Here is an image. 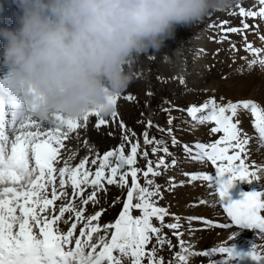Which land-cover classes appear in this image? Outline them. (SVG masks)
<instances>
[{
  "label": "snow or ice",
  "instance_id": "obj_1",
  "mask_svg": "<svg viewBox=\"0 0 264 264\" xmlns=\"http://www.w3.org/2000/svg\"><path fill=\"white\" fill-rule=\"evenodd\" d=\"M234 9V14L241 17V26L225 27L228 21H222L214 27L223 31V39L214 37V42L227 41L229 33L239 34L244 37L245 50L253 57L249 66L264 65V58L258 59L264 56V49L247 42L245 34L246 30L254 33L257 30V25L247 24L248 18L264 21V0H254V6L247 9L236 3L231 8ZM259 38L264 43V35ZM231 47L236 50L235 44ZM119 99L113 98L106 108L90 112L82 119L87 121L94 116L98 118L97 126L107 124L118 115ZM125 99L133 97L129 95ZM183 111L197 126L213 123L210 131L223 134L215 142L180 145L194 163L210 162L216 167L214 174L185 173L191 182L206 181L208 187L215 185L218 189L232 223L216 226L228 228L235 224L264 235V194L240 191L239 198L232 195L238 183L251 184L252 178H258L256 171H250L255 164H246L245 160L251 139L256 138L264 147V106L250 100L218 102L212 97ZM242 115L253 118V133L243 129ZM79 120L57 117L55 122L73 130L80 126ZM41 122L26 105L7 103L0 98V264H166L158 255L160 249L176 246L164 228L170 229L172 236L181 238V250L167 264H189L191 248L183 240L182 225L177 217H173L174 222L165 223L172 214L159 205L161 186L155 182L164 170L177 164L174 158L169 162L173 153L168 140L150 138L146 130L142 134L145 146L142 149L140 139L135 138L134 132L129 133L121 121L124 142L119 148L102 156L97 153L92 159L85 156L74 166L71 161L76 153L64 143L69 138L68 132L61 134L59 127L44 131ZM168 123L172 125V118ZM152 126V121H147L146 128ZM167 132L171 144L177 145L179 141L173 135V128L169 127ZM125 144L129 145L127 152ZM150 153L156 159L150 158ZM138 157L144 159V168L138 166ZM89 164L95 167L94 171L86 167ZM106 185L126 190V196L117 219L101 225L99 220L104 209L91 215H85V211L87 206L99 203L101 193L108 192ZM171 186H175L174 178ZM88 189L91 191L86 195ZM77 199L79 204L75 202ZM116 203L117 199H113L112 206ZM61 222L69 225L66 231L61 230ZM194 223L209 225L211 222L203 217H189L188 233L196 231ZM77 224L81 225L78 235ZM149 245H152L150 249ZM217 252L236 254L233 247H221L207 250L203 255L212 257ZM210 264L216 262L210 260ZM259 264H264V259H259Z\"/></svg>",
  "mask_w": 264,
  "mask_h": 264
},
{
  "label": "clouds",
  "instance_id": "obj_2",
  "mask_svg": "<svg viewBox=\"0 0 264 264\" xmlns=\"http://www.w3.org/2000/svg\"><path fill=\"white\" fill-rule=\"evenodd\" d=\"M12 2V27L4 24L0 2V98L55 122L103 110L136 82L143 57L238 0Z\"/></svg>",
  "mask_w": 264,
  "mask_h": 264
},
{
  "label": "rangeland",
  "instance_id": "obj_3",
  "mask_svg": "<svg viewBox=\"0 0 264 264\" xmlns=\"http://www.w3.org/2000/svg\"><path fill=\"white\" fill-rule=\"evenodd\" d=\"M0 2L4 4L5 11L3 15H4V20L7 22L6 25L9 27L14 26L16 22L15 14L17 12L16 5L12 2V0H0ZM250 2H252L253 4L251 5ZM237 4L242 5L243 7L247 9L249 7L254 6V0H238ZM235 11L236 10L234 9V10H229L225 12L215 13L213 17V21L211 23H206L205 20L204 22L201 23V25H204V27L192 28L188 30H180L177 34V37L179 38L183 37V39L179 40L177 43L173 42L174 40L169 41L167 46L163 49V50L173 49V51L169 52V51L162 50L159 53H154L153 54V56H155L154 61H148L147 59L143 57L141 62L136 67V72L139 73V75H137L139 84L131 88V91L133 93L138 94L140 98H142L141 105L137 106L134 103L129 102L128 99H125L126 97L125 94L120 96V99H119L120 116H117V118L121 117V121L126 126V129L129 130L128 131L129 133L134 132L136 134L135 138L140 139L141 147L143 149L145 146L143 144L142 134L146 130H149L150 128H146V123L140 122L139 118L144 112H147L146 108L148 107L149 102H150L149 98L145 99L146 98L145 92L148 91L153 96L154 100L152 102L155 105H157V108L155 109V114L158 116V119L152 120V124L153 126L158 125L159 128H157V131L164 134L163 139H166L169 141V147H170L171 152L173 153V157L169 158V162L173 158L177 161V164L174 167H170L169 169L164 170L162 175L155 178L156 184L161 186L162 198L159 199V205L168 209V211L172 214V216H169L165 219V223L174 222L173 217H177L179 218V223L184 225L186 229L188 225H187V221L185 220V217H203L202 215L205 212V204H206L205 200L207 199L201 200V197H206V194L212 197L213 189L207 186L208 182L206 181H203V183H198V186H195L197 182L196 184H191V181L188 179V177L185 176V173H188L192 167L194 168V170L192 168V171L194 172L199 171L205 168V163H195L194 166L193 165L191 166V164H193V161L187 158L185 152L182 150V147L180 145L184 144L185 142H193V141H198V140L214 142L220 136H222V134L221 133L220 135L212 134V136H209V134H211L212 132L210 131L211 128L209 129V126L206 125L207 123L204 125L197 126L196 124L192 123L190 120H188L185 117L183 110L193 105H201L205 100L210 99L212 97H215L217 100H219L220 98L218 92H222V91L219 90L220 88H219V85L217 84L219 82V79L213 78V80L210 82L209 81L207 82L205 80L203 81L201 78L200 69L207 71L206 73H210L212 70V73L214 75L218 74V71H219L220 75L223 74L222 76L225 77V78H222L224 80L222 82H225V83H228L227 78L229 77V75L232 74L231 72L232 66L229 62L226 63V66H229V70L226 68V71L228 72H225L219 69L220 65H219L217 57L215 58L212 57L213 59L211 58L212 59L211 62L213 63V66H212V69L210 70L208 64H206V60L204 59L205 47L208 49V51L206 52H208L211 55L214 52L213 49H216L218 47L221 48V49L218 48V51H216L218 53H216L215 55H217V54H220V51L228 50L232 44H235L236 48L241 50V54H240L241 57L239 56V59L237 60V62H235L233 67H238L241 64H243L244 63L243 58L246 59L248 63L253 58L251 53L245 50L244 37L239 34L237 35H234V33L228 34L229 37H232L233 35L237 36L238 40L233 43H231L228 40L227 42H223V43L214 42L213 40L214 37L220 38V34L224 35L221 29H219L218 27H214V26H218L222 21H228V23L234 22L236 26H232V27L239 28L241 26V17L239 15L234 14ZM246 22L247 24H250V25L258 24L259 26H264V21L255 20L252 18H248ZM205 27H208L211 31L206 32ZM225 27H230V25H226ZM209 29H207V31H209ZM206 33H208L209 36L211 37V41L205 45L204 44L205 39L203 38V35ZM253 33L254 32H249L248 34L251 35ZM254 37H258V36H254ZM239 39L241 42L239 41ZM246 39H247V42L251 43L250 36L246 35ZM183 44L185 45L183 46ZM182 46L184 49L182 48ZM226 47H228V49ZM167 48H171V49H167ZM194 48H195V51H193ZM209 50H212V51H209ZM191 51H193L192 56L189 53ZM181 55H184V56L181 57ZM192 57L194 61L192 60ZM201 57L203 58L202 60L200 59ZM144 60L147 63L151 64L153 70L152 69L151 71L149 70V66ZM164 61H167V63H170L171 65H174V66L179 63L180 65L183 64V67L189 71L184 70V68L180 66V69L178 68L179 71H176V72H179V74H176L179 76H175V78L165 76L166 73L164 72L163 67H162L163 64L165 63ZM258 66H259L258 64L255 65V70L253 71V73L256 70L260 71V66L259 67ZM249 69H250V66L246 68V71H249ZM192 70H199V73L198 74L193 73L195 75H193L192 78H189L191 77V75H189L190 72L191 73L193 72ZM185 73H189V74L186 75ZM254 74L261 75L257 72H255ZM184 76L189 78V80H183L182 81L183 86L181 87L180 81H181V78ZM164 77L168 78V82L170 83L171 87H164L161 85V79ZM257 79L261 80V82L263 83L262 88L264 89V78L261 76V78H257ZM258 88L259 89L258 90L255 89V91L257 94H260L261 87H258ZM175 92L181 93V94L176 95ZM222 94L226 98L228 97V95H226L225 93L222 92ZM253 98L257 99L259 97L255 96ZM180 102H181L180 104L181 106H177L176 104H179ZM182 106H185V107H182ZM244 117L245 119L243 122V126H246L249 123L250 124L249 128H250L251 121L253 120V118L246 116V115ZM170 118H173L172 125H169L168 123ZM81 120L83 119L81 118ZM97 120H98L97 117L90 116L89 119L87 120L88 124L90 125L86 126L84 124L79 130H77L74 134L71 135V140L67 143V147L71 149L74 153H76L75 158L72 160L73 163H79L80 160L84 158L85 156H88L90 159H92L93 157H90V156H93V153L96 150V148H98L100 150L101 155H103L105 152L109 150L119 148L121 143L124 142L123 140L124 129L118 127L119 126L118 124L114 125L116 127V130H120V133H121V137L118 140H115L111 137L112 131L114 129L112 124H110L109 126L97 127L96 131L91 133V128L97 125V122H96ZM54 123L56 122H44L43 121L41 122V129L44 131H49L51 128L55 129L54 126H56V124ZM211 125L212 127L214 126L213 123H211ZM169 127L173 128V135L179 141V143L175 146L171 144V136L167 132V129ZM87 144L90 145V149H91L90 152L88 150ZM255 146L258 147L259 143L258 145L256 144ZM128 150H129V145L125 144V151L127 152ZM150 158L156 159V157L152 156L151 153H150ZM137 159H138V166L141 168H144L145 167L144 160L141 159L140 157H138ZM248 159L252 163L250 157H248ZM86 167L92 168L93 171L95 170V167L90 164L86 165ZM206 169H209V168H206ZM210 172L211 170L205 173L210 174ZM173 178L175 181V186H171L173 182ZM260 180H261L260 182L264 183V178ZM106 187H108L109 190L106 194L105 193L100 194L99 203L96 205L87 206L86 211H85V215H91V214H94L95 212L100 211L101 209H104L105 211L103 212L99 220V223L101 225L112 223L117 219L121 211V208H122V201L126 196V190L119 189L115 186L106 185ZM191 192H193V194H190ZM179 193H183L181 198H179ZM113 199H117V203L115 204V206H112ZM201 201H203V203ZM133 214L137 215L138 213L134 212ZM208 219L211 220L210 217ZM154 223H156L157 226H159L158 221L154 220ZM64 225H65L64 223L62 222L60 223V227H63ZM231 229L232 228L229 227L224 232H220L217 234H210L211 236L209 235L210 237H208L209 242L207 245L209 246V243L213 240L215 241L217 238L220 239V236L226 233H229ZM163 231L165 234H167L168 238L171 240L172 245L176 246L174 248H169L166 245L164 248L160 249L158 255L162 256L167 264L169 260L173 259V254L176 251L181 250L180 245H179V240L181 238L178 237L176 239H173L170 229L164 228ZM237 231H240V230H237ZM199 236H200V233H199ZM95 238H96V234L94 236V239ZM109 238H110V233H109ZM194 238L198 239L196 236H194ZM219 239L217 243L211 245V247L214 245L217 246L219 244L223 245L219 242L220 241ZM183 240L185 241V244L188 241H190L191 245L195 247L193 248L192 253L188 252V256L190 257L189 264H199L197 263L198 257L202 256L203 253L207 250L215 249V248H207L208 247L207 245L203 246L202 242H196V241L194 242L192 233H188V231L183 236ZM153 244H155V240H153ZM151 246L152 245H149V249L151 248ZM223 247H225V245H223ZM245 248L244 249L246 251L249 249L247 247ZM254 253H256V250H253V251L250 250L249 252H247V254L252 257ZM214 254L220 255V253L218 252L217 254L216 253ZM237 260L239 261L242 260L241 262L243 264H250V263L244 262V260L241 257L240 259L237 258ZM249 260L253 261L255 259H251L250 257ZM200 264H206V263L201 262Z\"/></svg>",
  "mask_w": 264,
  "mask_h": 264
},
{
  "label": "bare ground",
  "instance_id": "obj_4",
  "mask_svg": "<svg viewBox=\"0 0 264 264\" xmlns=\"http://www.w3.org/2000/svg\"><path fill=\"white\" fill-rule=\"evenodd\" d=\"M204 36L208 37V34H205ZM207 43H208V41L204 40V44H207ZM242 43H243V41H242ZM217 45H219V44H217ZM227 46H229V45H227ZM218 48L214 49V52L212 55L209 54L208 52H206V59L209 60L212 57L218 56L219 57L218 62L220 65L219 69L223 70L225 72H228V71H226V68L229 70V66H226V63L230 62L231 66H232V71H231L232 74L229 75V77L227 78L228 83L222 82V81H224L222 78H225V77L222 76L223 74L220 75L219 71H218V74H216V75H214L212 73L211 69H212L213 63L211 61L206 62V64H208V66L211 70L210 73H206L207 71L200 69V72H201L200 74H201L202 80L210 82L213 80V78L219 79V82L217 83L219 85V88H220L219 90L222 91L223 93H225L226 95H228V97H229V98L228 97L226 98L222 94V92H218V94L220 96V98H219L220 101L223 100V102L227 103L229 101L236 102V101H242L245 99L246 100L249 99L250 101H254V102L260 104L261 106H264V89L262 88L263 83L261 82L260 79H257V78H261L262 75H256L253 73V71L255 70V66L250 67V69H249L250 72L246 71V68L249 67V63L246 61V59L243 58V60H244L243 64H241L238 67H233L235 62H237V60L239 59V56L241 54V50L237 49L236 46H235L236 50H232V47H230L229 49H228V47H226L228 50L220 51V54L215 55L216 53H218V52H216V51H218ZM219 49H221V48H219ZM183 56L184 55H181V57H183ZM260 58H264V56L258 57V59H260ZM164 62H163L164 64L162 67H163L164 72L166 73L165 76L174 77V78H175V76H179V75H176V74H179V72H176V71H179L180 65L178 67V66L171 65L170 63H167V61H164ZM149 68H150V66H149ZM194 72L195 71L190 73V75H191L190 78L193 77ZM252 74H253V76H252ZM258 87H261L260 88V94H262V95L256 93L255 89L258 90L259 89ZM255 96L259 97V98L254 99L253 97H255ZM180 104H181V102H180ZM244 116L245 115L241 116L242 122H244V119H245ZM54 124H56V123H54ZM249 125L250 124L248 123L245 126L246 131L251 129V128H248ZM248 133H250V132H248ZM258 143H259L258 141H255L250 145V154L248 156V157H250L252 163H254L256 165L257 164H264V147H261L260 144L258 147H256L255 145L256 144L258 145ZM248 157L246 159V164H251ZM205 167L209 168L208 165H206V163H205ZM193 170H194V168H193ZM261 179H263V178H261ZM194 184H196V183H194ZM195 186H198V183ZM241 191H245V192L256 191L257 193L264 194V188L256 189L252 184H248V183H241ZM182 194L183 193H179V198H181ZM190 194H193V192H191ZM232 195L234 198H239V194L235 189L233 190ZM203 199H207V200H205V203H206L205 204V212L203 213V215L209 216V217L214 219V226H211V227H205L204 226V227H202L201 230L198 228L200 231H196L194 233V236H196L197 238H200L199 233L206 234V236L204 235L203 241H202V245L204 246V245L208 244V242H209L208 236L210 234H217L220 232H224V231H222L223 227H218L216 225L232 223V222H231V218L226 215L227 213L225 212V210L222 206V201L219 198V196H217V197L212 196L211 197L210 195L206 194V197H201V200H203ZM262 214H264V213H262ZM237 230H240V231H237ZM257 233L258 232H256V231L252 232L250 229H242L239 226H237L236 228L232 229L229 232V234L226 233V234L220 236V239L217 238L215 241L213 240L209 243V246L211 247V245L216 244L218 239H219L220 240L219 242L221 244L225 245V247H233L235 249V253H236L235 257L231 256L229 254L228 255H216V256H212V257H207L205 255H202V256L198 257L197 262L199 264L201 262H205L207 264V263H210V260H214L216 262V264H240V263H242L241 262L242 260L239 261V260H237V258L240 259V257H241L244 260V262H246V263L259 264V259H264V235L257 234ZM213 239H214V237H213ZM245 247H247L249 249L246 251ZM250 250L251 251L256 250V253H254L253 257H258L259 259H255L253 261L249 260L250 257H251V259H254L252 256L247 254V252H249ZM241 254H243V255H241ZM234 259H236V260H234Z\"/></svg>",
  "mask_w": 264,
  "mask_h": 264
}]
</instances>
